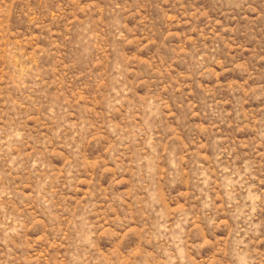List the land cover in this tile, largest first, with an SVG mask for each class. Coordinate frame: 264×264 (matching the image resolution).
<instances>
[{
	"label": "rangeland",
	"instance_id": "obj_1",
	"mask_svg": "<svg viewBox=\"0 0 264 264\" xmlns=\"http://www.w3.org/2000/svg\"><path fill=\"white\" fill-rule=\"evenodd\" d=\"M0 264H264V0H0Z\"/></svg>",
	"mask_w": 264,
	"mask_h": 264
}]
</instances>
